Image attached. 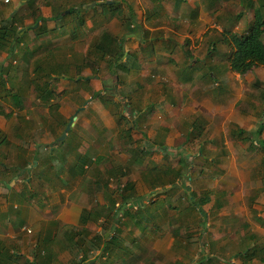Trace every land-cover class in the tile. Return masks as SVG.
I'll return each instance as SVG.
<instances>
[{
	"label": "rangeland",
	"instance_id": "1",
	"mask_svg": "<svg viewBox=\"0 0 264 264\" xmlns=\"http://www.w3.org/2000/svg\"><path fill=\"white\" fill-rule=\"evenodd\" d=\"M94 1L95 0H63V4L67 5L69 2L70 4L72 3V8L82 9L81 7H83V5L84 7H89ZM241 1L243 2L240 3V0H222L220 15V21L222 24L229 27L234 23H242L241 25L248 27V14L245 13L244 10L245 7L249 8V6H243V4H255L257 0L255 2L253 0ZM115 6L117 7V4H115ZM209 7L210 5L208 8ZM118 9H124L129 13L127 8H122L121 3ZM97 10V13L81 11L75 16L68 15L69 9L66 13L65 10L61 11L62 13L64 12L66 16L72 17V26H68L65 29L62 28V31H60V33L63 34L60 37L68 36V38H71V40H66L63 43H57L60 44V48L55 49L53 48L54 46H51L52 44L47 45V40L45 38L44 40L46 44H43L41 47L44 48L45 46L46 48L43 51H38V53L30 54L29 61L19 58V54L21 55L23 52L21 47L18 48V54L15 55L16 63H13L14 61H12L10 67L7 66L8 61L3 64L4 59H1L0 57V70L6 67L4 73L8 75V88L5 92L0 93V111L6 113V115H0V141H7L1 146L0 153L9 155L10 151H12L11 149H13V144L16 145L17 143H20L17 140V134L22 133V138L28 141L30 146H33V151L38 149L36 144L46 146L48 149L54 144V152L57 161H64L63 158H65L68 165L75 162L72 147L78 149V152L80 153L87 152L89 154L93 164L87 169L88 172H86L85 176L76 175L75 178H72V181H69L67 178L62 179L59 175L57 177L55 176L57 180L56 178H51L50 181L47 180V175L44 174V177L40 179L39 182L36 181L34 189L38 191V195L40 196L38 199L60 200L62 206H65L66 203L72 205L73 202H79L85 206V211L97 207L100 204H104L105 202L104 194L102 191L98 190L96 185L97 182L101 184L109 180L111 191L117 192L119 186L125 187L126 183L130 181L135 183V198L142 199V204H147V199L153 198L184 199L186 201H183L184 205L181 208L185 210V207H187L186 205L191 206L189 199L191 195H202V193L206 191H211L212 194V188L216 187L217 181H221L222 186H226L227 183L224 181L227 179L230 180L232 177H230L229 172L224 169L223 164L226 160L228 164L232 157H229L228 154L224 155L222 153L228 151V147L233 150L237 149V151L242 147L248 149L250 147V142L247 141V137H250V133L255 129V125H258L257 122L244 123L243 129L244 131H247H245V140H236L228 134L229 132L224 133L221 130V126L223 125L219 122V125L216 123L215 125H218L219 130H221L223 134L220 132L213 135H216V137L220 139H217L216 137L215 139L211 138V134L209 132L206 133L205 128H203L201 135H193L191 141H188V136L185 133L183 136L181 135L186 128H180L183 123L180 121L181 119L179 117L177 118V120L180 119L179 121H174V119H172L170 123L166 124L170 129L172 127V131L169 133L172 137L166 147L164 140L162 139L164 134H161L162 127L159 122L160 120L155 119L151 122L146 121V124L142 119L144 116L141 117V120L137 121L135 113L138 110L143 111L147 104L152 100H155L156 103L158 98H160V95L167 101L169 100L171 102L173 100L172 104L174 106H176V100L180 101L182 95L183 107L192 108L190 109V114L193 111H196V109H201L202 103H199L202 99L197 97L199 91L195 87L198 85V87L203 88L202 83L197 84L198 80L196 77L198 72H204L206 82H211L213 87L217 82L223 87H228V83H234L236 86H239L240 82L243 83L248 89L244 93L245 99L238 103L236 110L241 113V116H245L247 120L248 116L258 119L261 116V104H263L262 101L264 100V68H257L246 76L236 75L229 69V62L227 61L231 48L222 43V37L212 35V41L209 48L216 47L215 52H209V48L206 49V46L199 44L195 45L192 51L188 50V44L184 45V49H182L181 46H179L178 49V47L174 48L173 45H164L165 48L162 49V52H166L170 55V57L164 56V59L170 58V61L172 62H169L168 64H160L159 67L154 68L155 70L150 71L147 62L144 61V59H139L136 63L135 74L125 78V83L122 85L118 82L117 77L114 74H111V68L108 65L109 60H96V58L90 53V48L105 29H108L112 33H117L119 31L117 37L119 40L124 41L125 36H123L121 32H124L125 29H127L126 32H131L133 28H131L129 24L127 25V23L122 25L121 22L115 21V16L110 17L111 19L109 20L108 18L107 20L106 18L110 15H107L106 18H104L100 13L101 8L98 7ZM211 11L212 9L209 8L203 15L212 18ZM144 13L145 12L142 10L136 11L135 21L137 24L144 21L137 18V16L139 17V15H141L140 17L145 19L146 16ZM94 19L96 20L95 26ZM135 21L133 22L135 23ZM163 21L167 23V20L163 19ZM35 22L36 21L30 25L32 28L29 29L31 30V33L29 34L31 35H34L36 29H40V27L34 28L36 25ZM81 22L83 23L82 25L80 24ZM42 29L44 28H41V30ZM64 33L66 35H64ZM53 36L58 37L59 34L56 33ZM213 42L215 43L214 45H212ZM28 46H30V44H28ZM47 47L53 48L51 52L46 51L49 49ZM124 47L125 50L130 49V45H124ZM181 49L189 53L190 58L192 59L190 62L187 61L188 59L185 54H183V56H180L177 53H174V55L172 54L174 50L179 51ZM138 50L139 49H136V52L140 51ZM69 53L72 54L71 60L68 57ZM211 54L214 58H211ZM42 56L46 60V63H64L65 66L72 65L71 71H65L69 78H65V74L51 73L56 76L52 83V87L56 94L67 91L59 99V116L53 114L47 105L37 101L36 90L31 83L35 60ZM86 61L88 62L87 65H83ZM46 63H44V65L47 67L48 64ZM162 63H166V61L162 60ZM214 63L215 65H213ZM211 65L218 70H214L213 67L210 68ZM150 69L153 68L150 67ZM21 72H27V74H23L22 77ZM185 72H187V75L184 74ZM212 72H219V75L215 73L216 75L213 77ZM108 75L110 76L109 78ZM228 76L229 79L227 78ZM77 77H92L93 80L88 84L77 85L74 83V80ZM212 78H215V82L211 80ZM92 81L95 83H92ZM187 81H189V83ZM136 83H140L141 87H146V90L137 89L133 92L128 89L135 86ZM186 84H188V86ZM95 85H98L100 88L102 87L100 90L102 91V96L99 100L98 98L97 100H92V93L96 91ZM155 85H161L162 87L157 86V88ZM165 86H170L171 90L167 92ZM186 87H188L189 91H184L182 89ZM162 90L164 91L163 93L160 92ZM6 93L10 94L7 95ZM225 93L226 92L224 91L221 95L217 93V97H225ZM126 94H129L128 98L124 97ZM13 95H16L17 98L21 100L20 104H16ZM110 99H113V101ZM193 101H196L197 104ZM86 102H88L86 109L78 113V119L75 121L72 129L68 132V136H66L63 141H59V138L65 132L71 118L75 116L78 110L83 107ZM191 102L195 103V105H191ZM168 107L169 105L166 107L161 106V110L159 111H166L169 109ZM202 109L205 110V108ZM121 110L125 120H123L120 125L117 123V117L115 114L118 112L121 113ZM99 111L102 114H99ZM203 114L206 116L205 112L202 113V115ZM99 115H101V118ZM178 115H180V113ZM107 121L114 122L115 127H109L112 124L107 123ZM228 125L227 122L224 124L226 131H228ZM131 126L132 128L127 134V129ZM151 132L159 133L160 135L156 138H149ZM177 135L179 137L175 138ZM190 138L191 137L189 136L188 139ZM222 138L223 140H221ZM57 142L59 145L58 147L56 145ZM145 142H147L149 149H151L148 153L140 151V147H143ZM158 144H160L161 148L159 147L156 149ZM162 147H166V150L162 149ZM135 148L139 150L136 152ZM260 153L261 151H258L255 155L252 154L253 156L250 157V160H247L248 163L245 160L247 165L255 164V166H257H254L255 168H253L256 169V172L260 170L259 164L262 157ZM1 156H3V154ZM212 158L214 161H211ZM236 158L238 164L241 160L245 159L241 156H236ZM141 161L148 165L147 167L155 168L157 171L155 172L153 170L147 172L145 169L137 168L143 163ZM5 162L7 165L5 167L1 165L0 171L3 169L4 172H6L7 170L5 168H8V166L11 165L10 161L5 160ZM43 163L44 159H40L39 169L42 167L41 170L45 169V166L40 167V164ZM126 164H130L129 166L131 168L125 167V171L123 166ZM13 165L17 166L18 164L14 163ZM32 168H35V166L29 165V169ZM46 168L47 171L50 172V167L46 166ZM114 169H117L120 172L117 173L115 171L116 174L111 175V172ZM27 176L31 175L27 173ZM65 181L68 184L63 186L62 183ZM164 184L166 185L165 188ZM154 186L156 189H153ZM166 189L169 190V192L164 194L163 192ZM240 190L242 189L237 188L233 191L238 192ZM253 190L255 191V189ZM0 191L4 194L7 193L6 189L2 186H0ZM215 198L216 197H213L212 201H214ZM244 201L246 200L243 199L240 203ZM164 204H166V202ZM156 206L162 207V201H159ZM177 206H180L177 202L173 204V207L176 208ZM71 208L67 209V212L71 216L70 221H72ZM152 209L156 214L159 211L156 208ZM191 209L193 208L188 207L190 212ZM204 210V213L207 215V217L204 218V223L207 224V229L205 230L206 234L196 238V246L188 244V251L185 252V249H183L181 244L178 243L177 246L173 247L172 251H167L168 243L170 241L168 230H171L172 226L169 225L171 222L172 224L174 223V220H168V218H173L171 213L174 211H170L168 212L169 216L165 218L164 222L162 221L159 224L162 229L157 231L154 226L149 229L154 235L152 234L151 236L150 234L151 240L149 242L151 243V247H149V249L151 250L150 252L148 250L143 252L145 258L147 257L148 260L156 264H181L180 257L184 258V255L187 253V264H241L240 258L236 260L233 258L239 257V251H241L240 254H246L242 253L245 248V239H243L242 233L248 228L246 225L247 221L228 219L223 216L219 217L217 214L218 211L213 208L212 204L206 205ZM146 213L147 212L142 211V213L139 214L140 219L144 218ZM152 218H155V216H152ZM191 218H195V216L191 215ZM191 225L194 224L190 220L188 228H190ZM71 226L72 225H68V229ZM78 227L81 228V226ZM88 227L92 235H99L103 232V228L99 223H90ZM24 228L25 231L31 230L29 227ZM59 229L68 231L67 228L62 226ZM98 229L100 233L96 234L99 232L97 231ZM134 229L135 228H133V230ZM228 229H233V231L225 235ZM223 231L225 232L221 233L222 236L224 235L223 237L225 239H230L231 243L228 242L229 240H225L221 243L223 238L219 240V243L215 242L216 238L213 235L214 232L218 233ZM130 232L133 231L126 229L123 236L128 235ZM172 232L176 233V230H172ZM31 233L32 232H29L30 235ZM219 235L217 236L219 237ZM60 238L63 239V235H61ZM199 244H201V250H199ZM228 244L233 245V247L230 248L231 250L228 249ZM59 246L60 245H57L56 247V251L58 252L57 257L62 261L68 260L70 257L68 253H66L68 251L63 250V248H60ZM192 247L195 248L193 249ZM228 251L233 255L229 256ZM98 254L99 252L95 255ZM130 258L128 257V261H130ZM208 259L210 260L208 261ZM103 260L105 259L103 258L102 261ZM184 260L185 259H183V261Z\"/></svg>",
	"mask_w": 264,
	"mask_h": 264
},
{
	"label": "crops",
	"instance_id": "2",
	"mask_svg": "<svg viewBox=\"0 0 264 264\" xmlns=\"http://www.w3.org/2000/svg\"><path fill=\"white\" fill-rule=\"evenodd\" d=\"M106 1L111 4L114 0ZM116 1L117 7H115V11L118 9L121 3L122 8H127L128 10H131L130 14L133 17L132 22L130 21L132 23V26L131 23H127V25L129 24V26L133 28V30L131 32H126L127 29H125L124 32H121V34L125 36V40L123 41L124 45H130V49L128 50L135 54L137 60L144 59V61H146L149 65V70L152 71L155 70L154 68L159 67L160 64H168L169 62H172L170 61V58L164 59V56L170 57V55H168L166 52H162V49L165 48L164 45H173L174 48L178 47V49L179 46H181L182 49H184V45L188 44V50L192 51L195 45L199 44L206 46V49H208L212 41V35H215L217 37H223V34L226 32H232L236 35H242L246 33L249 30V26L254 18V11L260 6L259 2L261 0H257V2H255L256 0H253L255 4H243V6H249V8L245 7L244 10V12L248 14V27H246L245 25H241L242 23H234L229 27L221 23L220 15L222 0ZM97 2L102 3L103 0H95L91 6L96 5ZM242 2L243 1L240 0V3ZM209 5V8L212 9V18L203 15L204 12L209 9ZM98 7L101 8L100 6ZM70 8H72V3L70 4L68 2L67 5H64L63 0H9L8 2H6L5 0H0V25L4 21L13 19L15 21V24H17L18 30H26L27 34L25 33V42H23L24 44L22 43L19 46V48L21 47V50L23 51L21 55L19 54V58H23L24 60L29 61L30 54L38 53V51H43L46 48L45 46L44 48L41 47L43 46V44H46L44 40L45 38L47 40V45L52 44L51 46H54L53 48L55 49L60 48V44L57 43H63L66 40H71V38H68V36L60 37L61 35H63L60 33V31H62V28L65 29L68 26H72V17H67L63 22L55 21L52 19L55 12H61L65 10L66 13V11ZM138 10L144 11V14L146 16L145 19L140 17L141 15H139V17L137 16V18L144 20L139 24H137V22L135 21V13ZM32 13H35V15H32ZM110 19L111 18H109V20ZM163 19L167 20V23H165ZM33 20L36 21V25L34 26V28L40 27L39 31L37 32L39 35H37V33H34V35L29 34L31 33V30H29V28H32L30 27V25L34 22ZM114 20L117 22H121L118 17L114 18ZM133 21H135V23ZM124 24L126 23H122V25ZM41 28L44 29L41 30ZM144 31L147 32L146 36H144ZM56 33L59 34L58 37L53 36ZM112 34L117 36L119 34V31L117 33ZM64 35L66 34L64 33ZM28 44H30V46H28ZM142 45L144 47L148 46L147 50L143 49ZM50 47H47L49 48L46 50L47 52L53 49ZM37 48H39V50L35 52ZM136 49H139L140 51L138 50L139 52H136ZM182 49L179 51L172 50V54L174 55V53H177L180 56H183V54H185V56L187 57V54L189 53L183 51ZM214 49L215 48H212V50ZM17 54L18 48L15 51V55ZM210 56L211 58L213 57L212 54ZM0 57L1 59H4V61H8L10 58L7 52L1 50ZM68 57L71 60L72 54L69 53ZM106 59L109 60L108 56L105 58V60ZM187 59V61L189 62L190 60H192L190 57H187ZM162 60L166 61V63H162ZM13 63H16V60H14ZM213 65H215V63ZM213 65H211L210 68L213 67V69L217 71L218 69H215ZM150 67H152L153 69H150ZM257 68H264V66ZM257 68L250 70L244 75H240L237 73L235 74L239 76H246ZM67 69L68 71H71L72 65H69ZM134 71H136L135 68H133V74H135ZM215 73L219 75V72ZM215 73L212 72L213 77L216 75ZM23 74L26 75L27 72H21L22 77ZM184 74L187 75V72H185ZM109 77L110 76L108 75V78ZM227 78L229 79V76ZM196 79L198 80L197 84H203V88L198 87V85H196L195 87L199 91L197 97H199V99H202L199 103H202L201 109H196V111H193L190 114V109L192 108L183 107L182 95L180 101L176 100V106L172 104L173 100L171 102L169 100L167 101L164 97L160 95V98H158L156 103L155 100H152L147 104L146 108L143 109V111L138 110L135 113V118L137 119V121H139L141 120V117L144 116L142 119L143 121H145L146 124L148 121L151 122L155 119L160 120L159 122L161 123L162 127L161 134H164L162 139L164 140V144L166 145V147L168 146L169 140L172 137L169 135V133H171L172 131V127L170 129V127L166 126V124L170 123L172 119H174V121H179L181 119L180 121L183 124L180 126V128H186L181 135L183 136L185 133L188 137L190 136V139H188L187 137L188 141H191L193 135H201L203 128H205V132H209L211 134V138L214 139L216 135L213 134H218L222 130L224 133L229 132L228 134L236 140H245V133L247 131L245 130L246 132H244L241 136L238 135V131L244 130L243 127L245 122H257L258 125H255V129L252 130V133H250V137H247V141L250 142V147L248 149L242 147L240 148V150L237 151V149L233 150L232 148L228 147V151L222 153L224 155L228 154L229 157H232L229 160L228 164L227 160L224 161L223 164L224 169L227 170L230 174L229 176L232 177L230 180L227 179L226 181H224L227 183L226 186H222L221 181H217L216 187L212 188V194L211 191H206L203 192L202 195H197V197H202L206 193H209L211 195V201L206 205L212 204L213 208L218 211L217 214L219 217L223 216L228 219L247 221L246 225L248 228L245 232L242 233L243 239H245V248L243 249L244 251L242 253L246 254H240L241 251H239V257L233 259L236 260L240 258L241 264H264V147H262L264 144V100L262 101L263 104H261V116L258 119L248 116L247 120L245 116H241V113L236 110L238 103L245 99L244 93L248 89L243 83L240 82L239 86H236L234 83H228V87H223L219 82H217L213 87V84L210 81V83L206 82L204 72H198ZM91 80H93V78ZM93 82L94 81H92V83ZM187 82L189 83V81ZM191 82L190 84L192 85ZM186 85L188 86V84ZM155 86L157 87L158 85ZM158 87L162 86L160 85ZM95 88L96 92L102 93V91H100L102 87L100 88L98 85H95ZM165 88L167 92L171 90L170 86H165ZM140 89L146 90V87H140ZM182 89L184 91H189L188 87ZM223 91L226 92V96H222L221 98L217 97L218 94L221 95ZM160 92L163 93L164 91L162 90ZM99 99L100 98H98V100ZM193 102L197 104L196 101ZM193 102H191V105H195V103ZM167 105H169V109H167L168 111H159L161 110V106L166 107ZM202 108H205L207 112ZM203 111L206 113L207 118L205 114L202 115V113H204ZM177 112L178 114L180 113V115H178ZM99 114L102 113L99 111ZM100 116L101 115H99V117ZM179 117L180 119L177 120V118ZM219 122H221V125H223L221 126V130H219L218 128ZM226 122L227 124H229L227 128L228 131H226V128H224V124H226ZM107 123L112 124L109 127H115L114 122L112 123L107 121ZM215 123L218 125H215ZM259 129L261 130V133L258 135ZM221 134L223 133L221 132ZM159 135V133L151 132L149 138H156ZM17 137V140L20 143H17L16 145L13 144V149H11L12 151H10V154L8 152L9 155H5L4 153H2L3 156H1L2 154L0 153V160L3 162H5V160H8L11 164L10 166H8L9 169L5 168L7 170L6 172H4L3 169L0 171V186L5 188L7 191V193L5 194L0 191V254L2 253V257L0 258V264H70L71 255L69 254V252H66L70 256L69 259L66 261H62L61 259L55 258L52 261H45V251L38 253L37 245L40 243V241H43L49 235H53V238H55L56 235L58 240H65L66 231H63L59 228L62 226L68 229V225H72L68 229V231H70L72 227L80 226L81 217L85 206L79 202H73L72 205H68L66 203L65 206H62L60 200L55 201L56 199H26V191L23 190L22 186L23 179L22 177L19 178L15 173L18 171L22 173L25 170H23V168L27 167L25 166L26 163L29 162V159L36 150L33 151V146H30L29 142L22 138V133L17 134ZM178 137V135L175 136V138ZM221 140H223V138ZM6 142L7 141L4 140V142L0 144V148ZM144 144L145 145L143 147H140V151L148 153V151H150L151 149H149V145L147 144V142H145ZM36 145L39 148L40 144ZM56 145L57 147L59 146L58 142ZM159 147L161 148L160 144L156 146V149H158ZM166 147L163 148L166 150ZM51 149H55L54 144L51 146ZM138 150L139 149L135 148L136 152ZM258 151H261L260 155H262V157L259 164L260 170L256 172V169L253 168L257 166H255V164L247 165V160H250V157L257 154ZM84 154L88 153L85 152ZM236 156H241L245 159L241 160V162H239L238 164ZM245 160L247 163L245 162ZM64 161L65 163L61 167L62 171L59 172V165H54L51 169L53 174L50 173L51 171L49 172V174L52 176L51 178L53 179L60 175L62 179L67 178L69 181H72V170H70L72 167V163L68 165L67 160ZM211 161H214V159L212 158ZM14 163L18 165L14 166ZM5 164L7 165L6 162ZM38 164L36 163L35 165L37 166ZM129 165L130 164H128L127 166L129 167ZM140 165L141 166L137 168L143 170L145 169L147 170V172H151L154 170V168L147 167L148 165L144 164V162ZM40 166H45L46 169V166H49V164H41ZM14 168L20 170L14 171ZM41 168L39 170H41ZM62 184L64 186L68 183L65 181ZM237 188H240L242 190L234 192L233 190H236ZM253 189H255V191ZM213 197H216L217 199L215 198V200L212 201ZM243 199H245L246 201L240 203V201H242ZM159 200L162 201L163 206L159 207V211L157 214L154 212V216L156 217L154 218L153 222L149 223L146 232L143 231V227L141 226V224L136 227V225H134L128 217L127 219L124 218V220L127 221V225L129 226L128 228L123 227L124 232L126 229L133 231L128 233V235H126L127 237L125 236L127 238V242H125V245L127 247L129 246V249H131V251H133V253L135 252V254L137 255L136 258L132 260V262H130V264H156L148 260L147 257L145 258L143 253L147 250L150 252L151 250L149 249V247H151V243L149 241L151 240L150 234L152 236L153 232L149 231V229L154 226V222H157L158 224H160L162 221L164 222L165 218L169 216L168 212L170 211H174L173 213H171L173 218H168V220H174V223L172 224L171 222V224L169 225L172 226L171 230H168L170 241L168 243L167 251H172L173 247L177 246V244L180 243L183 249H185V252H187L189 246L188 244L196 246V238H199L200 236L206 234L205 230L207 229V224L205 223L204 225V218H206L207 215L204 212H202V214L199 209H191L190 212L188 210V205H186L187 207H185V210H183V208L181 207L184 205L183 201H186L184 199H180V202H177V199H147L148 203L145 204V206H148V204H152V202L154 201H157L156 204H158ZM141 201L143 202L142 199L133 200L132 205L129 206L130 208L133 207V213L137 212L138 209L143 208L144 204H142ZM175 201L179 203V207H173V204L176 203ZM165 202L166 204H164ZM205 206H203V211H205ZM68 208L72 209V221H70L71 216L67 212ZM191 215H194L195 218H191ZM190 220L194 225H191V227L188 228ZM50 222L54 224L56 223V225L58 224L57 229H52V231L50 229H46V227L49 226ZM88 226L89 225H87V228H89ZM24 227H29V229L31 230L25 231ZM132 227H136L137 229L133 230ZM154 228L157 231L162 229L160 225L158 228ZM172 230H179V235L173 233ZM97 231H99V229ZM232 231L233 229H228L225 235H227V233H231ZM29 232H32L33 234L31 233L30 235ZM224 232L225 231L218 233L216 232L217 234L214 232L213 235L216 238V243H219V240L222 238L223 239L221 243H223L225 240H229L228 242L231 243L230 239H225L223 237L224 235L222 236L221 233ZM98 233H100V231L96 234ZM61 235H63V239L60 238ZM217 235H219V237ZM105 236L107 237V234ZM198 246L199 250H201V244H199ZM228 246V249L233 247V245L230 244H228ZM192 248L194 249L195 247ZM36 254L38 256H36ZM232 255L229 253V256ZM180 259L181 264H187V253L186 255H184V258L180 257ZM183 259L185 260L183 261ZM209 260L210 259H208V261ZM103 261L98 262V264H103ZM124 262L125 260H119L116 262V264H124Z\"/></svg>",
	"mask_w": 264,
	"mask_h": 264
},
{
	"label": "trees",
	"instance_id": "3",
	"mask_svg": "<svg viewBox=\"0 0 264 264\" xmlns=\"http://www.w3.org/2000/svg\"><path fill=\"white\" fill-rule=\"evenodd\" d=\"M259 3L260 6L255 9L254 18L249 26V30L246 33L242 35H236L232 32H226L223 34L221 39L222 43L231 48V52L228 55V62L231 71L240 75H244L254 68L264 66V0H261ZM115 4H117V1H114L110 4L106 0H103L102 3L97 2V4L94 6L81 7L82 9L70 8L68 15L75 16L76 14H79L81 11L85 10L88 13H97L98 6H100V13L104 16V18L113 12L109 17H107V20L108 18L115 16L118 17L122 23H130V21L132 22L133 17L130 14L131 10H129V13H127L124 9H117L115 11ZM32 15H35V13H32ZM64 15V12H55L52 19L63 22L68 17ZM93 21L95 26L96 20L94 19ZM80 24L82 25L83 23L81 22ZM38 30L36 29L35 33H37ZM25 33L26 30H18L17 24H15L13 19L4 21L0 25V50L7 52L8 56H10L7 66L10 67L12 61L15 60V51L23 42H25ZM146 33L147 32L144 31V36H146ZM37 35L39 34L37 33ZM214 44L215 43L213 42L212 45ZM147 47L148 46L144 47L142 45V48L145 50H147ZM210 48L209 52H214L216 49V47L214 50H212V47ZM38 50L39 48H37L35 52ZM48 52H51V50ZM90 53L98 61L104 60L108 56V65L111 68V74H114L117 77L118 82L122 85L125 83V78L133 74V68H135L134 65L137 63V57L135 54L130 50H125L123 41L119 40L118 37L112 34L108 29H105L99 38L93 43L90 48ZM187 57L189 58L190 55L187 54ZM44 63H46V60L43 57L35 60V67L33 69L31 83L35 87L37 101L47 105L53 114L59 116V99L67 91L56 94L52 87L53 80L56 78V76L52 75L51 73L65 74V78H69L65 73V71L68 72V69L64 63L51 64L47 62V67L44 65ZM87 63L88 62L86 61L83 63V65H87ZM5 68L0 70V93L5 92L8 88V75L4 73ZM91 79L92 77H77L74 80V83L77 85H84L88 84ZM211 80L215 82V78H212ZM140 87L141 84L136 83L135 86L128 89L134 92L137 89H140ZM6 94L9 95L10 93ZM128 95L129 94H126L124 97L128 98ZM101 96V92L94 91L92 93V99L101 98ZM13 98L16 101V104H20L21 100L18 99L16 95H13ZM110 100L113 101V99ZM0 115H6V113L4 111H0ZM115 116L117 117V123L121 125L122 121L125 120L122 110L121 113L118 112L115 114ZM131 128L132 126L127 129V134ZM244 132V130H240L238 131V135L241 136ZM260 133L261 130L259 129L258 135ZM2 142H4V140ZM2 142L0 141V144ZM262 147H264V144ZM162 149L164 148L162 147ZM54 151L55 149H48L46 146L40 145L39 148L33 153V156L29 159V162L26 163L25 166L27 167L23 168V170H25L22 173L19 171L15 173L19 178L22 177L23 179L22 186L23 190L26 191L25 194L27 196L24 194L26 199H38L40 197L38 195V191L34 189V186L36 181L39 182V180L44 177V174L48 176H46L47 180L51 181L52 176L47 171V168L39 170L38 162L40 159H44L43 164H49L51 174H53L51 169L54 165H59V172L62 171L61 167L64 165L65 161H57ZM72 152L75 158V162L72 163V167L70 169L72 170V178H74L76 175L85 176L86 172H88L87 169H89V167L93 164L91 157L88 154L78 152V149L73 147ZM63 160L66 159L63 158ZM36 163L38 164L37 166L35 165ZM0 165L4 167L6 166L5 162L1 160ZM29 165L35 166V168L29 169ZM125 167L128 166H123L124 169ZM17 170L20 169L14 168V171ZM115 171L117 173L120 172L117 169H114L111 172V175H115ZM154 171L156 172L157 170L154 168ZM26 172L31 176H27ZM109 184V180L101 184L98 182L96 183L98 190L102 191L104 194L105 203L100 204L97 207H93L90 210L83 211L80 225L81 228L72 227L70 231H66V237L63 241L58 240L56 235L55 238H53V235H49L43 241H40V243L37 245V252L40 253L45 251V261H52L54 258L59 259L57 257L58 252L56 251L57 245H60V248L62 247L63 250H67L69 252L71 255L70 264H98V262H101L103 258H105L103 264H116V262L119 260H125L124 264H130V262L136 258L137 255L135 252L133 253V251L129 249V246L127 247L125 245L127 238L123 236V227L128 228L129 226L127 225V221H125L124 218L127 219L128 217L133 222V224L136 225V227L141 224L143 231L146 232L149 223L154 221V218H152V216H154V210L152 208L159 209V207L156 206L157 201L152 202V204H148V206L144 205L143 208H140L137 212L133 213V207L130 208L129 206L132 205L133 200L136 199L135 184L128 181L125 187L119 186L117 192L111 191ZM165 186L166 185L164 184V187ZM153 189H156V187L154 186ZM168 192L169 190L166 189L163 193L165 194ZM189 199L191 202V206H188L189 208H193L194 210L199 209V211L204 212L203 206L211 201V195L206 193L202 197H197V195L195 196L193 194ZM177 202H180V199H177ZM142 211L147 213L144 215V218L140 219L139 214H141ZM90 223H99L103 228L102 234L92 235L91 231L87 228V225ZM55 225L56 223L54 224L50 222L46 229H50L51 231L52 229H57L58 224L56 226ZM136 227L132 228H135L134 230H136ZM154 227L158 228L159 224L155 222ZM177 233L179 234V230L176 231V235ZM106 234H109V236L106 237ZM97 252H99V254L95 255ZM37 254L36 256H38ZM1 257L2 253L0 254V258ZM128 257L130 258V261H128Z\"/></svg>",
	"mask_w": 264,
	"mask_h": 264
},
{
	"label": "water",
	"instance_id": "4",
	"mask_svg": "<svg viewBox=\"0 0 264 264\" xmlns=\"http://www.w3.org/2000/svg\"><path fill=\"white\" fill-rule=\"evenodd\" d=\"M5 62H6V61H4L3 64H4ZM86 105H87V102L85 103V106H83L82 108H80V109L78 110V112L76 113V115H75L74 117L71 118V120H70L68 126L66 127L65 132H64L63 135L59 138V141H63V140L65 139V137H66V135H67V132L71 129V127L74 125L75 121L77 120V114H78L80 111L84 110L85 107H86ZM130 206H131V205H130ZM108 236H109V234H107V237H108Z\"/></svg>",
	"mask_w": 264,
	"mask_h": 264
},
{
	"label": "built area",
	"instance_id": "5",
	"mask_svg": "<svg viewBox=\"0 0 264 264\" xmlns=\"http://www.w3.org/2000/svg\"><path fill=\"white\" fill-rule=\"evenodd\" d=\"M6 2H8L9 0H5Z\"/></svg>",
	"mask_w": 264,
	"mask_h": 264
}]
</instances>
